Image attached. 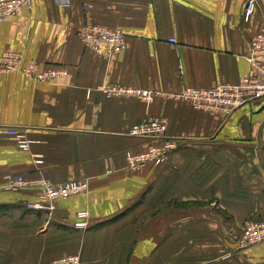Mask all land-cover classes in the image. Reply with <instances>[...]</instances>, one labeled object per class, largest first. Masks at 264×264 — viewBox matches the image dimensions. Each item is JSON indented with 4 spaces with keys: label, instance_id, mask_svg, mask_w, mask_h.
<instances>
[{
    "label": "crops",
    "instance_id": "crops-1",
    "mask_svg": "<svg viewBox=\"0 0 264 264\" xmlns=\"http://www.w3.org/2000/svg\"><path fill=\"white\" fill-rule=\"evenodd\" d=\"M256 2L245 17L247 0H31L0 22V55L21 57L17 70L0 75V126L31 141L26 152L0 133V264L67 255L80 264H264V242L237 250L234 241L243 225L264 220V106L224 117L101 90L238 83L264 28V0ZM86 25L119 29L124 50H88L77 36ZM30 63L67 76L40 83L22 73ZM146 117L165 119L177 148L161 165L129 171L126 152L151 144L128 134ZM6 175L83 179L88 192L59 200L49 216L24 208L37 200L36 185L8 192ZM79 212L87 213L84 228L76 227Z\"/></svg>",
    "mask_w": 264,
    "mask_h": 264
},
{
    "label": "built area",
    "instance_id": "built-area-1",
    "mask_svg": "<svg viewBox=\"0 0 264 264\" xmlns=\"http://www.w3.org/2000/svg\"><path fill=\"white\" fill-rule=\"evenodd\" d=\"M31 0H0V22L18 13L23 7L30 5ZM59 6L66 7L69 0H55ZM256 0H247L245 17H249L256 7ZM85 48L95 53L104 51L105 55L116 54L124 50L125 38L117 28L100 25H86L78 33ZM174 44L172 39L169 41ZM20 54L15 51H4L0 55V75L12 73L19 68ZM248 72L236 84H217L210 88L184 87L173 93L154 92L120 85L107 84L102 87L106 97H131L143 103L149 104L155 98L182 101L191 105L195 110L230 117L231 114L248 104H262L264 106V28L252 37L249 51L246 56ZM25 76L40 83H47L55 79L67 76L63 68H40L35 63H30L21 69ZM0 133L15 139L19 149L27 152L31 141L26 139L18 127L0 126ZM131 137L150 141L149 147L139 153L126 152L127 169L136 171L147 165H161L167 157L176 150V140L166 135L165 119L146 117L142 122L133 125L128 133ZM40 162L39 159L36 160ZM4 190L16 192L25 187L36 185L38 187L37 200L24 204L27 211L42 212L51 215L59 200L84 196L88 192V184L85 180L52 184L48 181H27L22 176L6 175L4 177ZM87 213L79 212L80 220L76 227L84 228V220ZM264 242V222H252L240 230L235 244L237 249H246L258 243ZM78 255H67L53 260L50 264H80Z\"/></svg>",
    "mask_w": 264,
    "mask_h": 264
},
{
    "label": "rangeland",
    "instance_id": "rangeland-1",
    "mask_svg": "<svg viewBox=\"0 0 264 264\" xmlns=\"http://www.w3.org/2000/svg\"><path fill=\"white\" fill-rule=\"evenodd\" d=\"M22 134H23V133H22ZM23 135H24V134H23ZM26 139H27V138H26ZM17 147H18V146H17ZM253 222H264V220H257V221H253ZM249 223H252V222L250 221V222H248V224H249ZM248 224L243 225L242 228L245 227L246 225L248 226ZM242 228H241V229H242ZM241 229H240V230H241ZM240 230H239V232H238L237 234H235V236H234V241L236 240L237 235L240 233ZM237 250H239V249H237ZM240 250H243V249H240Z\"/></svg>",
    "mask_w": 264,
    "mask_h": 264
}]
</instances>
